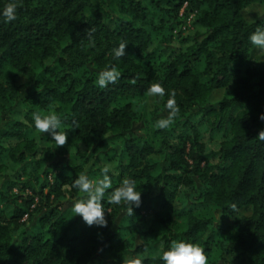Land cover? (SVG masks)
<instances>
[{"label":"trees","instance_id":"1","mask_svg":"<svg viewBox=\"0 0 264 264\" xmlns=\"http://www.w3.org/2000/svg\"><path fill=\"white\" fill-rule=\"evenodd\" d=\"M251 5L264 0H20L15 21L0 18V264H163L172 240L199 244L207 264L233 251L264 264V69L249 40L264 17L248 22ZM111 66L120 75L100 88ZM150 83L165 91L147 113ZM170 98L178 111L157 128ZM49 105L64 146L33 126ZM104 168L142 202L108 204L109 189L107 225L89 226L72 182Z\"/></svg>","mask_w":264,"mask_h":264},{"label":"clouds","instance_id":"2","mask_svg":"<svg viewBox=\"0 0 264 264\" xmlns=\"http://www.w3.org/2000/svg\"><path fill=\"white\" fill-rule=\"evenodd\" d=\"M20 0H0V18L3 22L10 23L18 18ZM250 42L259 50H264V24H259L256 30L249 36ZM127 44L121 42L118 47L114 48V57L119 59L126 57ZM120 73L115 66H111L106 70H102L97 74L96 83L100 88H105L113 83ZM164 88L160 83H150L146 89V93L153 97L162 98ZM168 114L166 117L158 119L155 122L157 128H166L172 123V119L178 108L175 105L174 98L167 101ZM31 119L34 128L40 133H48L51 136V141L55 142L59 147L64 146L69 137V133L60 131L63 127V119L56 113L53 105H49L46 111L32 112ZM264 120V114L260 116ZM258 138L264 140V130L259 132ZM103 177L98 181H93L88 175H79L73 180L72 186L78 191L85 193L86 196L75 201L72 204V211L75 216L82 217L87 225H96L105 227L107 221L105 212L108 210L104 207L105 193L112 189V178L108 174V169L104 168ZM137 185L134 179H122L120 186L112 189L107 195L108 204H120L125 202L130 210L134 211L135 207L141 205L142 191L136 190ZM163 264H207L208 254L206 250L195 242L187 240H172L161 257ZM123 264H142L138 257L123 259Z\"/></svg>","mask_w":264,"mask_h":264},{"label":"rangeland","instance_id":"3","mask_svg":"<svg viewBox=\"0 0 264 264\" xmlns=\"http://www.w3.org/2000/svg\"><path fill=\"white\" fill-rule=\"evenodd\" d=\"M99 1V0H96ZM244 17L248 22H255L260 20L264 17V6H258V5H251L248 8L244 10ZM252 57L257 60V66L259 69H264V50H259L257 47L252 52ZM20 83H26V79L22 78L20 79ZM224 95L223 90H217L212 94L211 97V103H217L219 102ZM161 104V101L158 100L157 97L148 96V100L145 104V109L147 113H150L154 111V109ZM248 212H239L237 214V217L240 218L244 215H247ZM217 219H221V213L216 214ZM224 235L226 236H232L235 231L231 227H224L223 231ZM214 252L216 254H223L220 250H217L216 247H213ZM223 257L228 263L233 264H245L242 259L239 258V253L236 251L230 252V253H224Z\"/></svg>","mask_w":264,"mask_h":264}]
</instances>
